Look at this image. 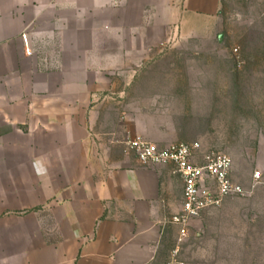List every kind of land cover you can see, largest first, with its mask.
<instances>
[{"label":"crops","instance_id":"1","mask_svg":"<svg viewBox=\"0 0 264 264\" xmlns=\"http://www.w3.org/2000/svg\"><path fill=\"white\" fill-rule=\"evenodd\" d=\"M223 6L0 0V264H167L183 181L172 164L143 167L120 141L180 142L148 111L181 92L206 94L194 130L221 126L222 71L181 88L164 62L182 45L220 50ZM205 139H190L198 162L222 151Z\"/></svg>","mask_w":264,"mask_h":264},{"label":"rangeland","instance_id":"2","mask_svg":"<svg viewBox=\"0 0 264 264\" xmlns=\"http://www.w3.org/2000/svg\"><path fill=\"white\" fill-rule=\"evenodd\" d=\"M222 10L220 50L207 53L201 46L182 45L164 62L178 74L181 88L203 86L210 71H222L221 126L194 130L190 125L209 112L202 108L206 94L196 93L195 100L186 92L164 95L163 108L148 113L177 141L216 143L234 160V180L251 189L209 208L201 236L183 244V258L188 264H264V0H224ZM256 171L261 178L251 188Z\"/></svg>","mask_w":264,"mask_h":264},{"label":"built area","instance_id":"3","mask_svg":"<svg viewBox=\"0 0 264 264\" xmlns=\"http://www.w3.org/2000/svg\"><path fill=\"white\" fill-rule=\"evenodd\" d=\"M120 142L136 153L143 167L155 169L172 164L174 173L183 181L182 210L170 219L178 227L179 235L167 264H188L182 257V246L190 235L193 220L201 218L207 209L221 206L229 197L245 196L251 192V189L233 181V160L225 152L211 150L198 162L196 154L201 150L198 143L173 142L161 148L142 137ZM260 178V171H256L251 188Z\"/></svg>","mask_w":264,"mask_h":264}]
</instances>
